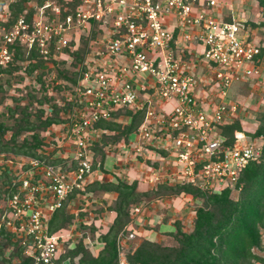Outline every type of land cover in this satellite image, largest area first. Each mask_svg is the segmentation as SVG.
<instances>
[{"label": "built area", "instance_id": "obj_1", "mask_svg": "<svg viewBox=\"0 0 264 264\" xmlns=\"http://www.w3.org/2000/svg\"><path fill=\"white\" fill-rule=\"evenodd\" d=\"M71 1L29 2L16 18L10 3L0 2V66L12 60L13 45L36 47L44 56L53 49L59 59L98 23L87 71L74 89L76 105L65 122L43 133L44 158L62 161H7L5 172L16 174L17 192L7 197L1 221L34 264H56L72 238L63 230L51 233L49 222L74 191H83L102 133L94 124L112 119L118 109L144 111L130 142L119 145L125 155L150 148L168 152L164 166L148 169L154 188L189 183L211 193L239 192L241 168L259 160L264 144V136L239 135L228 145L219 133L239 120L227 90L262 74L264 40L247 25V12L228 0H81L73 14L63 16ZM136 236L129 229L119 234L118 264H129L124 249Z\"/></svg>", "mask_w": 264, "mask_h": 264}, {"label": "trees", "instance_id": "obj_2", "mask_svg": "<svg viewBox=\"0 0 264 264\" xmlns=\"http://www.w3.org/2000/svg\"><path fill=\"white\" fill-rule=\"evenodd\" d=\"M6 1L0 0L1 3ZM46 1L13 0L9 4L12 17H18L29 2L42 6ZM254 1L262 9L263 17L260 21L251 17L247 25L264 28V0ZM80 3L81 0L68 3L69 9L63 16L73 14ZM34 11L35 8H31L30 14ZM97 26L98 23H92L89 36L83 35L75 50L70 52L69 47L64 49L71 59L70 64L54 59L53 49L49 56H44L36 47L10 46L12 60L8 65L0 66V154H4L5 160L15 159L17 154L31 159H45L52 164L62 161L44 158L43 133L52 125L65 122L63 115L76 105L74 89L87 71L85 59L91 40L97 37ZM25 82H28L27 85L22 87ZM14 85L18 86L19 92L26 93L9 97V90ZM50 89L55 90L57 95L51 94ZM8 98L13 100L14 106H5V111H1ZM112 115V119L94 124V127L107 131L93 147L94 165L99 157L103 165L107 146L121 141L129 143L144 119V111L134 113L128 108L118 109ZM121 115L130 116V122L122 124L116 121ZM258 120L260 124L252 134L243 130L239 120L219 127V133L228 145L239 135L253 138L264 136V112ZM16 178L5 172L0 175V264H34L32 258L24 256V247L1 221L7 197L17 192V187L12 186ZM237 187H241V190L235 199L229 188L220 193H211L189 183L160 184L144 192L139 190L136 181L129 183L119 179L116 183L93 182L84 188L86 192L108 191L117 194V198L105 208L106 211L115 212L116 217L107 232L99 235L104 246L95 256L80 241L73 249H66L56 264H66L67 261L69 264H118V236L121 232H127L128 226L133 223L134 208L152 199L182 194L201 201L195 207L192 228L184 229L181 221H175V232L168 233L175 244L139 239V243L134 248L129 247L125 255L129 264H264V257L256 253L262 245L261 230L264 229V144L259 160L241 168ZM77 193L74 191L53 214L49 222L51 233L66 230L72 223L74 215L67 213L66 208ZM93 231L97 233L98 230L93 227ZM9 247L12 250L6 255Z\"/></svg>", "mask_w": 264, "mask_h": 264}, {"label": "crops", "instance_id": "obj_3", "mask_svg": "<svg viewBox=\"0 0 264 264\" xmlns=\"http://www.w3.org/2000/svg\"><path fill=\"white\" fill-rule=\"evenodd\" d=\"M228 1L231 2V0ZM255 29L257 31L258 27ZM172 105L173 103H169L166 106L164 105V109L170 110ZM130 119L131 118L128 115H121L117 121L120 123H129ZM241 124H243V122ZM243 128L245 129V127ZM103 131L104 133H107L105 130H102L97 141H99L104 134ZM123 142L124 141H121L118 144L109 145L105 148L106 156L103 165L101 166L100 164L101 159H96V164L93 165V173L87 179L84 188L93 182L116 183L117 180L120 179L128 181L129 183L136 181L140 191L146 192L155 189L154 185L147 180L149 173L147 168H159L164 166L166 164L168 152L164 149L156 151L155 149L157 148L141 149L140 152L134 153V156L137 155V158H135L133 155L129 156L128 154L125 155L123 153V149L121 150L122 147L119 146L123 144ZM117 151H120V153L124 155H118ZM164 153L165 156H163ZM127 162H129V166H127ZM93 194L94 192L89 191L86 193V196ZM80 198H85V195L78 192L72 201ZM116 198L117 194L115 192L106 191L101 194V199L107 205H110ZM196 201L197 200L193 199L191 195L182 194L178 197H163L152 199L148 203L143 202L142 205L144 206H142L141 213L133 216L134 221L128 226V229L131 231L134 230L138 237L158 243L167 242L166 244H168L170 243V240H173L168 233L175 232V221H181L184 229L185 227H188L189 229L192 228V223L195 217L194 204ZM102 215L103 217H100L99 220L96 221V226L99 227L97 232L99 235L107 232L109 226L114 222L116 217V213L113 211H106ZM184 220H187L190 225L186 226ZM69 232H71L70 229L63 230L64 234ZM103 246L101 240H96L95 256L98 255Z\"/></svg>", "mask_w": 264, "mask_h": 264}, {"label": "rangeland", "instance_id": "obj_4", "mask_svg": "<svg viewBox=\"0 0 264 264\" xmlns=\"http://www.w3.org/2000/svg\"><path fill=\"white\" fill-rule=\"evenodd\" d=\"M12 3L13 0H7L4 3ZM230 3H233L234 7H237L242 12H247V17L250 19H256L261 20L263 17L262 9H260L257 5V2L254 0H231ZM262 16V17H261ZM257 38H261L264 40V28L258 27L257 30ZM55 59V58H54ZM59 61H66L67 64H70L71 59L68 57V55H63L59 57V59H56ZM261 70V76L258 78H252L249 80V82L240 83V84H232L227 90V102L232 101L234 103H237L239 107V114L238 118L239 121L243 124L242 128L245 127V130H243L246 133H254L260 124L258 117H261V115L264 112V63L260 67ZM53 76L55 75V71H53ZM28 82L23 83V86H26ZM21 87V86H19ZM18 86L14 85L13 88L9 90V97H19L21 95H24L23 93H26V91L19 92ZM50 93L53 95H57L55 90L50 89ZM5 106H14V102L11 98H8L4 105L1 108V111H5ZM67 114L63 115L65 118ZM122 123V122H121ZM127 124V123H122ZM107 132V131H106ZM113 145V144H112ZM118 155L123 156L124 154H121L120 151H117ZM114 155V153L112 152ZM117 156V155H116ZM29 158L25 155H15V160L19 161V163H24V159ZM97 159H100L97 158ZM11 160V159H9ZM14 160V159H13ZM8 160L4 159V154H0V175L6 171L8 168L9 162ZM129 166V162H127ZM7 166V167H6ZM147 168V167H146ZM14 169L16 170V173L19 174L20 166H14ZM149 167L147 168V170ZM146 170V171H147ZM6 173V172H5ZM10 174V173H9ZM10 175H13L16 177V174L11 173ZM16 180V179H15ZM83 195H85V198H80L75 201H70L67 205L66 211L67 213L73 214L74 218L72 223L68 226L67 230L70 229V234L72 239L69 240V242H65L63 244V250L62 253L66 249H73L80 241H83L85 247L94 255V252L96 251V240H100L99 233H96L93 231V227H96L97 230L99 227L96 226V221L99 220L100 217H103L102 214L106 212L105 208L107 207V204L103 202L101 199L100 192H95L93 195L86 196V191L83 189V191H80ZM239 192L233 191L232 197L238 198ZM200 200L196 201L194 206H198L200 204ZM193 215V214H192ZM186 219V218H185ZM185 221V225H190V223L187 220ZM102 229V228H101ZM185 229H188V227H185ZM134 231V230H132ZM98 232V231H97ZM135 232V231H134ZM262 232V245L260 249L256 250V253L258 255H261L264 257V229L261 230ZM137 235V234H136ZM139 239L141 237L136 236L132 240L131 243L127 244L125 247V255L128 252V249L134 248L138 243ZM165 242L164 244H166ZM170 244H175L173 240H170ZM130 247V248H129ZM12 248L6 249V255H8L11 252ZM77 260V259H76ZM69 261L66 262V264ZM259 264V263H258Z\"/></svg>", "mask_w": 264, "mask_h": 264}]
</instances>
